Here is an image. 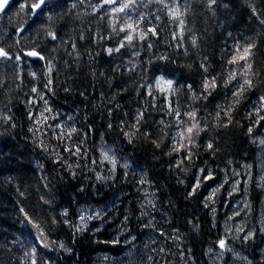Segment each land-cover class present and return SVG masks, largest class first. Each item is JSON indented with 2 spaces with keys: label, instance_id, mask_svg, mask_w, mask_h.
<instances>
[{
  "label": "trees",
  "instance_id": "trees-1",
  "mask_svg": "<svg viewBox=\"0 0 264 264\" xmlns=\"http://www.w3.org/2000/svg\"><path fill=\"white\" fill-rule=\"evenodd\" d=\"M18 1L12 0L0 17V48L8 53V58L0 62V67L5 65L0 69V116L12 118L7 123L0 120V264H30L27 254L33 248L37 264H43L38 254L41 248L36 244L38 229L33 223L44 230L54 264H93L91 259L96 254L122 251L121 237L146 233L147 256L142 264H176L187 256L181 253L202 261L203 251L217 248L221 238L211 219L213 205L208 198L212 194L208 189L224 171L251 163L255 156L253 141L264 134L262 121L249 135L250 121L246 118L254 107H264L259 100L264 97V0H217L212 6L208 0H179L184 13L182 34L170 12L177 0H150L133 41H125L122 48L125 32L106 19L104 7L93 10L90 0H47L43 18L42 11L33 14L26 6L22 15L13 16ZM22 2L25 5L34 0ZM38 18L41 22L35 24ZM21 28L28 33L26 36L17 35ZM151 28L155 34L149 32L143 40L136 38ZM49 32L55 33L56 39ZM246 41L256 45L251 63L259 76L253 77V87L241 96L232 112L233 122L218 127L213 120L216 105L230 98L232 86L218 87L206 101H193L187 86L200 94L206 75L202 65L210 76L218 77L219 84L220 76L231 70L225 61L233 46ZM109 48L120 50L108 53ZM27 50H35L44 59H26L22 52ZM17 56L21 57L19 61ZM49 63L51 74L47 71ZM159 74L174 82L176 91L170 97L164 98L156 90L149 95L146 90L145 85ZM49 78L52 91L45 88ZM33 88L47 99L53 115L60 113V122L88 133L79 138L73 135L76 143L83 139L82 151L88 154L87 158L69 160H80L75 177L52 163L53 157L37 147L28 131L32 126L29 112L35 115L45 108ZM169 99L173 107L179 106L181 118L185 111L199 109L201 127L207 120V130L197 139L198 147L192 149L194 158L184 163V171L173 167L176 153L166 155L176 131L174 117L167 112ZM138 111L144 112L145 123L129 143L121 129L132 131L128 125ZM68 116L73 120H67ZM161 121L165 127H161ZM48 122L56 123L51 119ZM225 122L221 114V125ZM51 137L49 131L43 139L50 146L57 145L59 142ZM102 138L118 158H125L133 167L137 165L138 171L117 166L115 172H110L108 162L100 163L97 148ZM209 141L213 149L206 150ZM59 151L68 159L63 146ZM201 168L203 174L198 172ZM209 170L213 178L205 181ZM97 174L105 179H96ZM197 176L200 187L189 195ZM148 190L153 193L154 206L143 204L142 208V196ZM79 206H103L105 210L101 220L77 232L71 221L74 219L62 213L67 209L70 214ZM53 219L58 222L54 226ZM65 219L68 224L63 223ZM26 228L33 238L30 246L22 241ZM253 236L244 246L251 252L253 264H257L264 236ZM60 242L71 251L59 248Z\"/></svg>",
  "mask_w": 264,
  "mask_h": 264
},
{
  "label": "snow or ice",
  "instance_id": "snow-or-ice-1",
  "mask_svg": "<svg viewBox=\"0 0 264 264\" xmlns=\"http://www.w3.org/2000/svg\"><path fill=\"white\" fill-rule=\"evenodd\" d=\"M217 0H208L209 6L215 5ZM47 0H34V2H28L25 5H21V7H28L33 14H36L37 10L42 11L43 6L46 5ZM105 3L117 5L113 8V11L115 12H124L125 9L130 8L132 6L133 0H129V3H124V0H105ZM9 0H0V13L4 12L5 8L8 6ZM181 5L179 3V0H177V3L175 7L170 9L171 15L173 19L178 21V26L181 29V34L183 32V26H184V20L183 15L184 13L180 10ZM187 11V8L184 9ZM255 11V9H254ZM140 20H143V17L139 18ZM262 24H264V20L261 21ZM137 25H134L132 22H128L126 28L122 27L120 31L125 32V35L123 37V40L120 42V47L125 46V41L129 44L134 39V33L136 31ZM23 31V29H21ZM151 32L152 34H155V29L151 28L147 31H142L136 38L143 40L148 35V33ZM53 39H56L55 33L49 32L48 33ZM193 43H195V38H193ZM256 47L254 43L245 42L244 44H241L237 42L233 46L232 52H230L229 59L225 61V65L231 66L230 71H225L220 76V83H217V76H210V73H208V68L201 66L203 69V72L206 74L205 78L203 79L201 83V90L200 94L196 95L195 90L192 89L191 85H188V89L191 91V96L193 101H206L209 96L212 95V93L218 88H228L230 85L232 86L231 96L229 99H227L224 104H218L216 105V112L213 117L214 122L216 123V126H223L227 127L229 124L233 122L232 120V112L235 111L236 106L240 103V98L244 94V92L248 89H251L253 87V77L259 76V73L253 71V65L251 63V57H252V50ZM120 48L107 49L108 53H112L113 51H119ZM27 56H35L39 57L41 60L44 59V57L40 56V54L36 51H30L26 53ZM0 57L8 58V53L4 51L2 48H0ZM165 57H161V59H164ZM16 59L19 61L21 59L20 56H17ZM48 73L51 74L53 71V67L51 63L48 65L47 69ZM35 75V74H33ZM210 76V78H209ZM235 82V84H233ZM174 82L172 80H166L163 76H161L159 79L156 80V83L154 86L149 87L148 94L152 95L153 87L158 90L159 93H163L166 96L170 97L172 93L176 91V89L173 87ZM52 80L49 78L45 84V88L48 89V91H52L51 89ZM166 85V87H165ZM65 91H68V89H65ZM32 92L37 93L39 96V100L43 101V104L45 105V108L42 111H39L35 115L32 112H29V119L32 121V126L28 129L30 133L33 134L35 138V142H37V147L42 149L44 152L48 153L49 156L53 157L52 163L61 165L71 176H76L75 169L81 168L80 160L77 159L74 163H70L69 160L72 157H80V158H87V150L82 151L84 141L83 139H80L79 143H76L75 140H73V135L75 134L78 138L84 137L88 135V133L84 132H78V130L75 127H68V125L64 122L59 121L60 113L57 112L55 115H53V110L51 107L48 106L47 99L44 98L43 95H41L36 88L32 89ZM260 103L262 106H264V97L259 98ZM38 101H30V103H34ZM261 111H264V107H254L252 110H250L247 113V119L250 121V126L247 129L248 134L250 135L253 132V129L260 125L262 121H264V115H261ZM167 112L169 115L174 117V125L176 128V131L174 135L171 137L170 142V148L171 151L167 152L166 155H172V153L177 154V161L173 165V167L180 169L181 171H184L183 165L185 162L191 163V161L194 158V153L192 151L193 148H197V139L199 138L200 134L207 130V120H204V127H201V119L202 117L198 116L199 109H190L183 113V117L181 118V112L179 109V106L173 107L171 100L169 99L167 102ZM221 114H223V117L225 119V123L221 125ZM12 118L10 116L4 115L0 116V120H2L4 123H7ZM56 121L55 124H51L48 121L49 120ZM67 120H73V117L68 116L66 117ZM145 123L144 121V112L138 111L136 115L133 117V120L128 127L132 129V131H124L123 128L121 129L124 132V135L127 136L129 143L132 142L133 137L136 135V133L139 131V126ZM161 127H165L164 122H160ZM14 127L15 125H10ZM111 127V125H109ZM52 132V140L58 141L59 143L57 145H51L50 142H46L43 137L47 136L48 132ZM145 137L149 135L147 131L143 133ZM258 142L261 145H264V139H259ZM152 143L156 147H160V144L156 141H152ZM60 146H63V152L68 154V159H65L64 156L60 153L59 148ZM206 150L213 149V143L211 141L207 142ZM183 152L184 155L180 156L179 154ZM107 161L111 165L110 172H115L117 168V159L115 154L112 152L111 149H108L107 151H102L100 156V163H103ZM93 163H96V160L92 161ZM122 168L127 169L129 167V164L125 162L121 165ZM204 169L201 168L198 170L200 174L204 173ZM239 173L233 172V177H237ZM250 175V174H249ZM212 173L211 170H209L208 174L204 176V180H210L212 179ZM96 179L98 180H104L105 178L99 174H97ZM261 181H264V176L260 177ZM146 181L141 180L140 183H145ZM182 182V181H181ZM227 182V181H225ZM239 184V180H235L232 184L233 191L236 190L237 185ZM261 187H264V183L260 185ZM200 187V179L199 176H197L196 181L189 192V195H194L197 191V189ZM222 187V185H221ZM216 191H219V189L213 190L212 195L208 198L209 202L214 203L213 197L215 196ZM231 195V193H229ZM49 203V202H45ZM149 205H153L152 201H147ZM205 206H208L206 203ZM84 212H88L87 209L83 210ZM212 211L214 212L215 209L213 208ZM146 213H142V215H145ZM68 212L67 209L64 210L62 213L63 217H67ZM25 216L27 217V213H25ZM102 213L97 210H92V212L85 216L81 214L78 217L79 223L75 225V229L77 232L82 231L83 227L86 225V222L88 220L92 219H101ZM29 222L31 223V218H28ZM127 220V216L124 218ZM58 223L55 219H53L52 224L53 226ZM63 223L68 224V220H63ZM150 226V225H149ZM33 227L38 229V238L37 243L38 245H42L43 247L47 248L50 247L49 244L45 243L46 234L44 233V230L40 227L38 223H33ZM253 233L249 232L245 239H249ZM133 239H135L133 237ZM118 241H114V243H117ZM53 244L56 242L53 241ZM220 248H225L226 243L224 239L219 240L218 242ZM58 247L61 249H64L65 251H71V249L65 248V245L63 242H60L58 244ZM161 252L164 250L161 249ZM30 257V264H37V260L35 258V248L32 249L30 253L27 254ZM151 260L152 258L149 257Z\"/></svg>",
  "mask_w": 264,
  "mask_h": 264
},
{
  "label": "rangeland",
  "instance_id": "rangeland-1",
  "mask_svg": "<svg viewBox=\"0 0 264 264\" xmlns=\"http://www.w3.org/2000/svg\"><path fill=\"white\" fill-rule=\"evenodd\" d=\"M90 1L93 10L99 9L101 8V6L104 7L103 14L107 17L106 19L110 20L112 24L118 26L119 30L122 27L126 28L128 22H132L134 25L138 24L139 26L141 22L139 18L145 17V15L147 14L146 7L148 4H150V0H133L132 6H130V8L125 9L124 12H115L113 11V8L117 5L107 4L105 3V0H94L93 2L92 0ZM124 3H129V0H124ZM21 5H24V3L22 2V0H19L17 3V8H15L16 13L13 12V16H16L18 14L22 15V13H24V7L22 8ZM46 8V6L43 7L42 12L40 13L41 18H43L44 15L42 14ZM40 22L41 20L38 18L35 24H40ZM25 31L23 32V35L25 34L26 36L28 33H26ZM1 58L0 62L5 59L4 57ZM23 63L24 62H21V64ZM7 64H9V62ZM4 67L5 65L0 67V69ZM28 71L30 70L28 69ZM160 77L161 75L159 74L154 78L152 82L145 85L147 92L149 90V87L154 86L156 80ZM164 78L166 80H172L171 78ZM153 90H156L158 92V90L154 87ZM159 94H162L164 98L166 96L163 93ZM259 139H264V134L260 136L256 141H258ZM108 144L106 143L104 138H102L98 142L99 150L97 148V153L99 158L102 151L111 149L114 153L113 147ZM115 156L118 162L117 166L121 167L122 164L127 162L125 158H118L116 154ZM127 163L129 164L130 168L136 169L137 165L133 167V163ZM136 171L138 170L136 169ZM233 172L239 173V175L237 177H233ZM261 176H264V145L255 142L254 160L251 163H243L238 169L229 168L228 170L224 171V173H222L214 181V184L212 185L213 187L211 186L208 189V194L210 195L213 193V190L219 189V191H216L213 198L214 203H212V209L214 208L215 211L213 212L211 209L210 213L211 219L213 221V226L217 227L218 234L220 233L221 238L219 240H225V248H220L218 243L217 248L208 247V249L203 251V260H198L197 262L194 261L195 258L193 259V257L189 253H181L180 256H187H184V261L181 258V262L178 261L176 264H197L198 262H200L198 264H250L248 254L250 255L251 252L249 250H246L248 247H245L244 245L247 244L246 240H250L254 236L252 235L249 239H245V236L249 232L253 233L254 235L258 233V235L264 236V187L260 186L262 183H264V181L260 180ZM235 180H239V184L237 185L236 190L233 191L232 184ZM229 193H231V195H229ZM152 194L153 193H151L150 191L144 193V195L142 196L143 203L141 204V207L143 204L148 205L147 201L154 200V196ZM84 209H87L88 212H84ZM92 210L100 211L103 215L105 208L103 206H79L76 207L72 212H70V214L68 213L66 218H73L74 220L71 219V221L75 226L79 223L78 217L81 214L87 216L92 212ZM99 220L101 219L88 220L86 222V225L83 227V230L87 229L86 227L90 222L96 223ZM96 228L98 229V227ZM27 229L29 228L23 230L22 241L25 245L30 246L33 243V238L28 235L30 233L27 232ZM113 230H115L114 227ZM116 233L118 234V231H116ZM133 237L135 239H133ZM133 237H121V243L124 247L122 246L123 249L119 253L115 255L99 253L92 257L91 261L94 262L93 264H142L143 258L147 256L146 251H144L147 246V233L142 234L139 237L137 235H134ZM46 242L48 244V241ZM242 242L246 243L242 244ZM36 244L38 245V243ZM38 247L41 248L38 254L43 258V264H54L55 256L53 255L54 253L51 251V248H49L48 250L42 245H38ZM261 251L262 255H260L259 259L261 258L260 261L262 264H264V242L259 248L260 254ZM44 259L46 260L45 262Z\"/></svg>",
  "mask_w": 264,
  "mask_h": 264
},
{
  "label": "water",
  "instance_id": "water-1",
  "mask_svg": "<svg viewBox=\"0 0 264 264\" xmlns=\"http://www.w3.org/2000/svg\"><path fill=\"white\" fill-rule=\"evenodd\" d=\"M52 1H55V0H52ZM11 3H12V0H9V4H8V6L5 8L4 12L7 10V8L9 7V5H10ZM37 11H38V10H37ZM37 11H36V12H37ZM4 12L0 13V16H1ZM22 29H23V31H24V28H22ZM23 31H21V29L18 30V31H17V35L21 34ZM30 51H35V50H27V51H23V52H22L23 56H24L25 58L29 59V60H32V59H40L39 57H35V56H27L26 53H28V52H30ZM40 56H41V55H40Z\"/></svg>",
  "mask_w": 264,
  "mask_h": 264
},
{
  "label": "flooded vegetation",
  "instance_id": "flooded-vegetation-1",
  "mask_svg": "<svg viewBox=\"0 0 264 264\" xmlns=\"http://www.w3.org/2000/svg\"><path fill=\"white\" fill-rule=\"evenodd\" d=\"M248 254V253H247ZM260 255H262V251H261V254L259 253V252H257V257L259 258L260 257ZM245 256V255H244ZM248 259H249V261H250V264H253V261H252V259H251V257L249 256V254H248ZM261 259V258H260ZM260 259H258L257 260V264H262L261 263V261H260Z\"/></svg>",
  "mask_w": 264,
  "mask_h": 264
},
{
  "label": "bare ground",
  "instance_id": "bare-ground-1",
  "mask_svg": "<svg viewBox=\"0 0 264 264\" xmlns=\"http://www.w3.org/2000/svg\"><path fill=\"white\" fill-rule=\"evenodd\" d=\"M39 11H40V10H38L36 13H38ZM21 29H22V28H21ZM19 30H20V29H19ZM23 32H24V31H23ZM23 32H22V33H23ZM22 33H21V34H22ZM19 35H20V34H19Z\"/></svg>",
  "mask_w": 264,
  "mask_h": 264
}]
</instances>
